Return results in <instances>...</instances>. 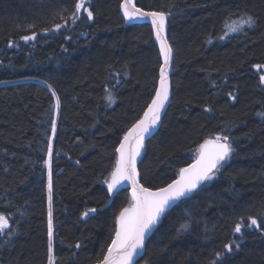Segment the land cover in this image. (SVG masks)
Returning a JSON list of instances; mask_svg holds the SVG:
<instances>
[{"label": "trees", "instance_id": "trees-1", "mask_svg": "<svg viewBox=\"0 0 264 264\" xmlns=\"http://www.w3.org/2000/svg\"><path fill=\"white\" fill-rule=\"evenodd\" d=\"M122 1L87 0L88 20L83 9L73 18L78 0H0V215L11 229L0 233V264H48L49 143L55 264H97L131 204L124 189L110 200L105 184L115 149L155 95L161 62L150 28L121 18ZM136 7L169 16L173 49L171 101L145 145L141 184L166 187L218 135L233 148L164 215L138 264H264V68L253 67L264 65V0ZM246 16L252 28L227 33Z\"/></svg>", "mask_w": 264, "mask_h": 264}, {"label": "snow or ice", "instance_id": "snow-or-ice-1", "mask_svg": "<svg viewBox=\"0 0 264 264\" xmlns=\"http://www.w3.org/2000/svg\"><path fill=\"white\" fill-rule=\"evenodd\" d=\"M75 12L73 18L78 19L81 10L87 12V19H93V13L87 7V0H78L74 5ZM124 17L131 21L136 19L151 18L152 28L155 33V39L159 43V52L163 58V63L159 68L158 87L155 88V95L148 104L143 117L139 119L131 128L125 133L123 140L119 147L115 149L118 153L114 170L111 172L110 181H106L109 193H112L118 188L123 181H128L132 185V200L133 204L129 208L123 209L117 218V227L115 229V236L107 247L106 253L98 260L97 264H132L133 258L144 248L147 234L156 225L161 215L170 206V204L181 197L192 193L202 182L211 180L214 171L218 169L221 162L229 158L233 152L231 144L228 142L227 135L221 137L216 136L215 140L205 141L200 146V156L195 164L188 168H181L179 170V178L168 184L166 187H161L156 191H151L144 187L138 177L139 173L136 167V158L140 155V150L143 147L145 135L149 133L150 129L154 128L160 120L161 110L169 99V68L173 60V49L168 43L165 35L166 14L162 11H142L136 7L133 0H123L121 4ZM243 24L248 28L255 25V19L252 16L243 18ZM61 25H55L59 29ZM230 32H239L243 25L234 23L228 26ZM47 32L48 29H45ZM35 35L24 36V41L34 40ZM221 39L224 37L221 36ZM11 46V45H9ZM253 67L259 71L264 68V65L256 64ZM259 82L264 84V74L259 76ZM53 96L56 94L53 92ZM105 99L109 104L114 102L111 94H108ZM235 99V97H233ZM60 107L59 98L56 99L55 108ZM51 131L56 132V122L53 120L51 124ZM51 156L52 145L48 144V157L45 161L48 167V264H55L53 256V219L51 211L52 201V172H51ZM89 211L94 212L95 209ZM88 212L84 213L87 216ZM250 225L257 226L258 221L255 218H250ZM187 224H182L180 230H186ZM11 231L8 220L4 215H0V233L5 235ZM234 231L241 233L242 225L236 224ZM238 246V245H237ZM76 248L80 245L76 244ZM225 248L228 251L232 250V245L227 244ZM219 257V253H217Z\"/></svg>", "mask_w": 264, "mask_h": 264}, {"label": "water", "instance_id": "water-1", "mask_svg": "<svg viewBox=\"0 0 264 264\" xmlns=\"http://www.w3.org/2000/svg\"><path fill=\"white\" fill-rule=\"evenodd\" d=\"M136 1H137V0H133V3L135 4V6H136ZM122 3H123V1H122ZM122 3H121V4H122ZM120 16H121V18L124 20V22H125L127 25H131V26H133V25H136V26L146 25V26H148V27L150 28L151 33H152V37H153V42H154V44H155V46H156V48H157V51H158L159 56H160V62H161V64H162V63H163V58L161 57L160 52H159V43H158V42L156 41V39H155V33H154V30H153V28H152V24H151V18H147V17H146V18H144V19H136V20H131V21H129V20H127V19L124 17L123 10L121 9V5H120ZM168 20H169V16L166 15V27H165V35H166V37L168 36ZM172 62H173V60H172ZM172 62H171L170 68H169V81H170V78H171V67H172ZM158 80H159V72H158ZM157 87H158V83H157ZM171 93H172V89H171V81H170L169 99H168V101L165 103L164 108L161 110V113H160V120H159V122L156 124V126H155L154 128H152V129H150L149 133L145 135L144 144H143V147H142L141 150H140V155L137 156V158H136V167H137V171H138V173H139V164H140L141 159H142V157H143V155H144L145 145H146V143H147L148 141H150V140L156 135V133L158 132V130H159L161 124H162L163 118H164V116H165V114H166V111H167V109H168V107H169V104H170V101H171ZM142 117H143V116H142ZM142 117H141V118H142ZM122 140H123V139H122ZM122 140H121V141H122ZM203 144H204V143H203ZM118 147H119V146H118ZM116 155H117V157H118V153H116ZM199 156H200V147H199V149H198V151H197V156H196V158L193 160L192 163H190V164H189L187 167H185V168H188V167H190L191 165L195 164L196 161L199 159ZM224 162H225V161L221 162V165H222ZM221 165L218 166V169L220 168ZM218 169H217V170H218ZM217 170H215V171H217ZM215 171H214V172H215ZM178 178H179V173H178V176L176 177V179H178ZM110 179H111V176H110V178H109L108 181H110ZM138 179H139V181H140V183H141L140 173H139V177H138ZM176 179H175V180H176ZM206 181H207V180H206ZM206 181L202 182V183H201V184H200V185H199V186H198V187H197L192 193H189V194L185 195L184 197H181L179 200H176V201H174V202H172V203L170 204V206H169V207L165 210V212L161 215V217H160V219L157 221L156 225H155V226L151 229V231L147 234L146 239H145V245H144V248L141 249V250L139 251V253L133 258V262H132V264H138V262H139V261L142 259V257L144 256L146 243H147L148 239L150 238V236L152 235V233L155 231V229L159 226V224H160L162 218L164 217V215H165L166 213H168L171 209H173V208H174L177 204H179L181 201L190 198V197H191L196 191H198V190L204 185V183H205ZM105 188H106V191H107V194H108L110 200L112 199L113 195H114L117 191H119V190H121V189H124V190L128 191V195H129V199H130V203H131L129 207L132 206V204H133V200H132V185H131L128 181H123L120 185H118V188H117L116 190H114L112 193H109V192H108L107 184H105ZM116 227H117V223H116ZM114 236H115V234H114ZM113 238H114V237H113Z\"/></svg>", "mask_w": 264, "mask_h": 264}, {"label": "rangeland", "instance_id": "rangeland-1", "mask_svg": "<svg viewBox=\"0 0 264 264\" xmlns=\"http://www.w3.org/2000/svg\"><path fill=\"white\" fill-rule=\"evenodd\" d=\"M241 25H243V27L245 26V27H247V25H244V24H241ZM227 33H230V31L229 32H227ZM230 34H234V33H230ZM227 36H229V34H227ZM212 140H215V139H212ZM199 149V148H198ZM198 151V150H197ZM196 156H197V153H196ZM196 156H195V158H196ZM110 178V177H109ZM109 180V179H108ZM107 184V183H106Z\"/></svg>", "mask_w": 264, "mask_h": 264}, {"label": "bare ground", "instance_id": "bare-ground-1", "mask_svg": "<svg viewBox=\"0 0 264 264\" xmlns=\"http://www.w3.org/2000/svg\"><path fill=\"white\" fill-rule=\"evenodd\" d=\"M172 64H173V62H172Z\"/></svg>", "mask_w": 264, "mask_h": 264}]
</instances>
